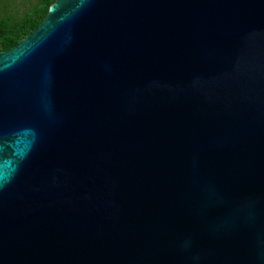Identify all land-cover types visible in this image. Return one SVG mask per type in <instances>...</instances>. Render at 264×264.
I'll use <instances>...</instances> for the list:
<instances>
[{"label": "water", "instance_id": "1", "mask_svg": "<svg viewBox=\"0 0 264 264\" xmlns=\"http://www.w3.org/2000/svg\"><path fill=\"white\" fill-rule=\"evenodd\" d=\"M0 264H264V0H56L0 52Z\"/></svg>", "mask_w": 264, "mask_h": 264}, {"label": "trees", "instance_id": "2", "mask_svg": "<svg viewBox=\"0 0 264 264\" xmlns=\"http://www.w3.org/2000/svg\"><path fill=\"white\" fill-rule=\"evenodd\" d=\"M0 0V4L6 3ZM56 0H35L31 9L22 15L8 13L6 3L0 10V52L8 51L29 35L46 17L49 8Z\"/></svg>", "mask_w": 264, "mask_h": 264}, {"label": "rangeland", "instance_id": "3", "mask_svg": "<svg viewBox=\"0 0 264 264\" xmlns=\"http://www.w3.org/2000/svg\"><path fill=\"white\" fill-rule=\"evenodd\" d=\"M6 3L10 4L6 9L8 13H17L18 15H22L25 11L31 9L32 4H34L35 0H6ZM6 3L0 4V10L4 9V5Z\"/></svg>", "mask_w": 264, "mask_h": 264}]
</instances>
